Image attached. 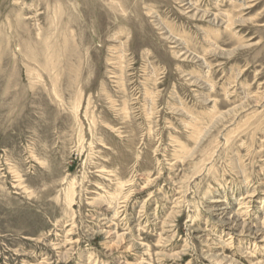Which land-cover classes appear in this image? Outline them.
I'll return each instance as SVG.
<instances>
[{
  "label": "rangeland",
  "instance_id": "1",
  "mask_svg": "<svg viewBox=\"0 0 264 264\" xmlns=\"http://www.w3.org/2000/svg\"><path fill=\"white\" fill-rule=\"evenodd\" d=\"M263 221L264 0H0V264H264Z\"/></svg>",
  "mask_w": 264,
  "mask_h": 264
},
{
  "label": "bare ground",
  "instance_id": "2",
  "mask_svg": "<svg viewBox=\"0 0 264 264\" xmlns=\"http://www.w3.org/2000/svg\"><path fill=\"white\" fill-rule=\"evenodd\" d=\"M59 7V6H58ZM229 12V11H228ZM227 14V13H226ZM231 27H232V25H231ZM41 30V29H40ZM42 36V35H41ZM208 40V39H207ZM46 42V41H45ZM51 57V56H50ZM50 59V58H49ZM56 87V86H55ZM54 87V88H55ZM19 91V90H18ZM55 92H57V91H55ZM253 120V119H252ZM249 121V120H248ZM191 125V124H190ZM194 135V134H193ZM231 138V137H230ZM33 154V153H32ZM75 189V188H74ZM218 210H222V211H224V210H226V207H222V208H219ZM228 218V220H227V224H231L230 225V228H235L236 226L238 227L239 225H240V223H239V220L237 219V218H232V217H227ZM264 222V221H263ZM255 223V222H254ZM244 227H247L246 226V224H243V228ZM255 229H257V228H255ZM250 233V232H249ZM252 233H254V235L253 236H255V237H258V238H262L261 240L262 241H264V237H263V231L262 230H255L254 232H252Z\"/></svg>",
  "mask_w": 264,
  "mask_h": 264
}]
</instances>
